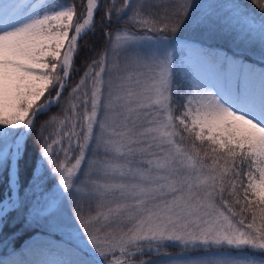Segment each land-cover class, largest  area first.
<instances>
[{
  "label": "snow or ice",
  "instance_id": "1",
  "mask_svg": "<svg viewBox=\"0 0 264 264\" xmlns=\"http://www.w3.org/2000/svg\"><path fill=\"white\" fill-rule=\"evenodd\" d=\"M250 3L258 19L238 0H0V233H59L52 264H264V0ZM102 8L105 47L72 83ZM217 32L242 51L205 47Z\"/></svg>",
  "mask_w": 264,
  "mask_h": 264
},
{
  "label": "trees",
  "instance_id": "2",
  "mask_svg": "<svg viewBox=\"0 0 264 264\" xmlns=\"http://www.w3.org/2000/svg\"><path fill=\"white\" fill-rule=\"evenodd\" d=\"M118 2V0H117ZM169 4L171 3H179L180 0H167ZM197 4L196 11L197 12H205L207 11V5L209 4H224L227 3L228 0H194ZM238 2L246 8L249 13L254 14L257 19L259 18V12L255 8L254 5L250 3V0H238ZM108 3V0H102V5ZM77 4H79V0H77ZM103 14V8L101 12L97 14V26H96V35H89L86 39L92 45L94 51H88L87 49L82 50L80 57L77 58V62L75 64V68L79 69V72L74 71L71 82L74 83L80 77L83 72V58L85 56H94L105 47V37L101 30L100 25V16ZM113 30H119L122 26L116 23H113L109 26ZM169 35H173L169 33ZM179 36H192L194 35L190 29H185L183 32L178 34ZM199 35L198 33L196 34ZM83 43V41L81 42ZM204 46L210 47L212 51L222 50L226 54L232 55L233 52H241L243 46H237V43H234L231 39L223 37V35L219 32L215 33L212 38H208V34L204 35ZM248 57H245V61L248 62ZM68 93L67 91L64 93V98L67 99ZM63 104V101L61 102ZM60 113V107L52 108L48 113L42 115L38 121L37 125L39 126L41 123H44L49 117L55 114ZM47 131H51V126L46 129ZM42 232L45 235H48L47 231L43 228L33 227L30 229H24L20 227H9L3 233H0V262L2 264H34L35 259L34 255L38 251L33 247H29V239L32 238L35 234ZM49 236V235H48ZM61 241V238L59 242ZM61 244V243H59ZM169 253L179 252L180 249L178 247L172 248L170 247L167 250Z\"/></svg>",
  "mask_w": 264,
  "mask_h": 264
},
{
  "label": "rangeland",
  "instance_id": "3",
  "mask_svg": "<svg viewBox=\"0 0 264 264\" xmlns=\"http://www.w3.org/2000/svg\"><path fill=\"white\" fill-rule=\"evenodd\" d=\"M218 55H226L224 52L216 51ZM229 56V55H228ZM194 59L199 64L200 69L205 74L209 75L211 77L212 73L209 69V67L205 64L200 63V57L194 54ZM232 82L235 83V77L232 78ZM228 79L225 77L220 84H218V87L221 88H227L228 87ZM252 87H254L257 91L259 90V81H256ZM48 232V231H47ZM48 235H45L42 232H39L35 234L32 238L29 240V247H33L36 250H38L35 255V264H52V262L61 260L64 257L61 254V244H59V240L61 238V235L59 233H52L48 232ZM180 252V251H179ZM179 252L172 253V255H175ZM141 259H156V257H137V261Z\"/></svg>",
  "mask_w": 264,
  "mask_h": 264
}]
</instances>
